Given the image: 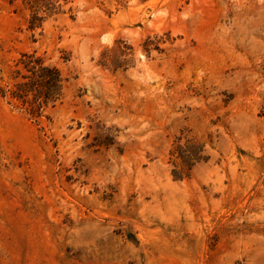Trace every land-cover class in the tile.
<instances>
[{
  "label": "rangeland",
  "instance_id": "rangeland-1",
  "mask_svg": "<svg viewBox=\"0 0 264 264\" xmlns=\"http://www.w3.org/2000/svg\"><path fill=\"white\" fill-rule=\"evenodd\" d=\"M0 264H264V0H0Z\"/></svg>",
  "mask_w": 264,
  "mask_h": 264
},
{
  "label": "trees",
  "instance_id": "trees-1",
  "mask_svg": "<svg viewBox=\"0 0 264 264\" xmlns=\"http://www.w3.org/2000/svg\"><path fill=\"white\" fill-rule=\"evenodd\" d=\"M22 64L23 68L30 72V75H27L25 77L27 80L19 83V86L30 87L28 90L31 91L35 90L33 85H37V87L42 86L40 90L36 89V92L33 93L34 102H37L41 98L39 107L51 98V94L56 92L58 83L60 82L59 72L55 68L41 66L39 61L36 62L37 66L31 65L27 61H22Z\"/></svg>",
  "mask_w": 264,
  "mask_h": 264
}]
</instances>
